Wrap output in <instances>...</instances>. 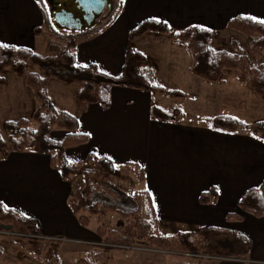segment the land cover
Returning a JSON list of instances; mask_svg holds the SVG:
<instances>
[{
    "label": "crops",
    "instance_id": "0c3cea01",
    "mask_svg": "<svg viewBox=\"0 0 264 264\" xmlns=\"http://www.w3.org/2000/svg\"><path fill=\"white\" fill-rule=\"evenodd\" d=\"M238 16L264 21V0H120L110 22L78 41L76 61L84 66L95 64L109 75L120 76L126 48L143 38L130 42L129 32L142 22L154 19L182 29L201 26L211 30L225 28ZM46 22L40 0H0L2 44L37 53ZM142 46L135 50L149 62ZM176 47L180 51L181 47ZM157 76L155 70L151 79ZM4 77L7 83L0 86V109L6 114H19L7 121L30 118L39 102L23 78ZM213 85L210 98L216 116H233L250 125L264 121V102L251 94L241 74L227 73ZM81 88L76 82L66 84L55 78L48 82L55 108L77 117L79 132L89 136L87 144L65 151L69 162H81L85 167L90 164L86 163L88 155L94 154L111 158L123 171L127 163L138 164L144 169L145 180L138 181L137 192L149 191L158 228L163 225L166 233H173L175 228L182 232L224 230L222 234L235 237L236 242L238 236L249 241L250 251L241 258L210 256L209 262L264 264V217L247 214L241 221L227 220L228 214L238 211L241 196L264 181L262 140L244 128L227 133L203 123L153 120L150 108L155 95L147 91L114 86L104 109L99 104L79 103ZM66 136L67 132L58 128L51 135L55 141H63ZM74 178L63 180L51 166L49 155L11 151L5 158L0 153V203L35 219L42 239L89 242L96 236L90 234L89 227L80 225L71 210L75 202L71 198L77 190ZM212 187L217 190L216 200L201 204V194Z\"/></svg>",
    "mask_w": 264,
    "mask_h": 264
},
{
    "label": "trees",
    "instance_id": "16d2710c",
    "mask_svg": "<svg viewBox=\"0 0 264 264\" xmlns=\"http://www.w3.org/2000/svg\"><path fill=\"white\" fill-rule=\"evenodd\" d=\"M228 26L236 29L252 41V52L255 57H261L264 53V23L248 16H238L229 21ZM91 28L85 31H95ZM169 24L159 20H146L129 32V40L133 42L150 32L164 33L168 31ZM84 32V31H83ZM54 40L48 44L49 55L42 56L33 50L8 45L0 46V86L7 83L1 75L6 69H10L16 75L22 77L30 88L39 106L33 111L30 118L7 121L5 128L8 134V142L0 135V153L6 158L12 152L34 151L50 156V163L57 169L63 180L82 174L83 181L75 192V202L71 206L73 214L78 218L82 227H89L91 217L94 215L118 214L123 220L130 221L126 225V234L116 232L106 233V226L98 228V235L107 244L117 246H133L139 243L154 246L162 250H170L188 254H204L218 257H246L250 251V242L243 237H237L238 249L232 253H221L212 243L213 237L219 236L224 230L202 228L197 234L201 237L203 246L190 232H180L177 237L161 235L158 228V219L153 206L152 198L148 190L134 191L129 194L126 188L113 186L108 182L110 176L119 177L121 166L110 159L89 154L86 163H97L103 172L94 169L82 170V163H71L65 158V151L69 148L79 147L89 142V136L79 132V121L74 115L58 111L48 93V82L55 78L66 84L81 83L82 88L77 94L79 103L99 104L106 109L109 105V92L112 87L120 86L139 89L151 94L166 96L177 100L186 99V94L152 83L155 69L147 64V57L140 51L128 46L124 54L122 74L112 76L101 71L95 64L79 65L76 61L75 48L80 39V34L73 32H53ZM87 33V32H86ZM173 44L187 51L192 56L194 64L191 73L207 82L216 83L225 74L232 70L241 71L244 80L255 95L264 102V70L253 68L250 65L248 55L236 44L235 52L215 51L212 48V31L201 26H192L180 30L173 39ZM2 44V43H0ZM6 45V44H2ZM38 66L41 72L27 71V63ZM150 117L153 120L179 123L185 119L186 113L181 107L172 110L152 105ZM201 123L208 125L212 130L237 133L240 128L250 131L264 142V121H258L253 125L242 122L236 117L218 115L215 117H203ZM55 128L67 132L63 141H55L51 135ZM125 168L134 173L138 181L145 180L144 169L135 163L125 164ZM92 176L104 178V184L116 195L99 193L90 179ZM217 190L212 187L200 196V203L207 205L215 201ZM264 217V181L259 187L246 191L238 201V211L227 215L228 221H241L245 215ZM23 235L20 239H41L40 230L35 219L25 216L20 212L5 208L0 203V229H7ZM203 254V253H202ZM95 264V263H92ZM188 264V263H184Z\"/></svg>",
    "mask_w": 264,
    "mask_h": 264
},
{
    "label": "rangeland",
    "instance_id": "374dc122",
    "mask_svg": "<svg viewBox=\"0 0 264 264\" xmlns=\"http://www.w3.org/2000/svg\"><path fill=\"white\" fill-rule=\"evenodd\" d=\"M112 1L113 5L107 6L102 16L96 20L95 27H93L94 29L102 28L105 23L110 22L114 14L118 12L120 0ZM40 3L44 9L45 15H47V24L43 25L46 29H43L42 34L39 36L36 52L42 56H47L49 55L48 42L55 39L52 32L56 27L51 18L52 5L50 0H40ZM168 24V31L164 33L150 32L145 37H141L142 39L139 38L140 40L137 41L135 45L132 43L129 44V46L133 49H137L140 44L143 45V49L147 51L149 56V62L147 59L148 66L154 68L158 72V76L151 79L153 84L166 87L167 90L170 89L169 91L177 90L186 94V99L184 100H177L154 94L155 101H152L151 105H157L167 111L176 107H181L186 113V119H184L185 124H199L201 123V118L215 117L217 115V109L210 98L212 86L214 85L191 73V67L194 64L192 56L182 48L178 49L180 51H176L177 47L172 44L175 35L182 28L171 25L170 23ZM211 31L213 50L233 53L235 52L234 43H236L248 55L251 67L264 70V53L261 57H255L253 55V39L249 36L229 26L225 28H211ZM92 32L94 31H82L78 33L80 37H85ZM27 71L41 72L38 66L30 62L27 63ZM229 73L240 75L241 71L236 69ZM2 74L4 76L13 75L15 77H20L10 69H6L1 75ZM79 84L82 86L81 83L76 82V85L79 86ZM249 90L251 94L256 96L250 87ZM15 115L19 114H6L0 109V135L6 142H8V134L5 123L8 119L14 118ZM84 169H94L103 172L97 163H90L82 167V170ZM74 177L73 182L78 188L83 181V176L80 173ZM90 179L93 181L94 186L99 188V193L103 192L104 194H109L111 197H115L116 194L111 189L109 190L106 184H104V178L92 176ZM108 182L113 186L122 189L126 188L129 194L139 189L136 175L128 170H122L119 177L110 176ZM74 199L75 193L71 198V202L74 201ZM129 222L130 221L123 220L120 215L114 213H109L105 216L94 215L91 217V224L88 230H90V234H96V236H92L89 242H72L60 238L29 240L31 238L20 239L16 236L0 235V264H215L209 262L211 255L204 254L206 250L203 248L201 249V254L193 255L162 250L154 246H144L139 243H135L133 246H117L107 244L98 235V228L102 225L106 226V233L113 231L126 234V225L129 224ZM175 229L173 233H166L165 227L161 225L159 227V232L161 235L177 237L181 229ZM198 232L190 233L199 242V246L202 247L203 243L201 242V237L195 235ZM212 243L221 253H232L236 252L238 249L235 237L227 234H220L219 236L213 237Z\"/></svg>",
    "mask_w": 264,
    "mask_h": 264
},
{
    "label": "water",
    "instance_id": "95a60500",
    "mask_svg": "<svg viewBox=\"0 0 264 264\" xmlns=\"http://www.w3.org/2000/svg\"><path fill=\"white\" fill-rule=\"evenodd\" d=\"M51 18L59 31L82 32L95 26L112 0H50ZM9 230L10 227H7Z\"/></svg>",
    "mask_w": 264,
    "mask_h": 264
},
{
    "label": "built area",
    "instance_id": "2783aa9c",
    "mask_svg": "<svg viewBox=\"0 0 264 264\" xmlns=\"http://www.w3.org/2000/svg\"><path fill=\"white\" fill-rule=\"evenodd\" d=\"M0 235H10V236H16V237H23V235L14 233L8 229H0Z\"/></svg>",
    "mask_w": 264,
    "mask_h": 264
},
{
    "label": "snow or ice",
    "instance_id": "6c2138e0",
    "mask_svg": "<svg viewBox=\"0 0 264 264\" xmlns=\"http://www.w3.org/2000/svg\"><path fill=\"white\" fill-rule=\"evenodd\" d=\"M38 2H39V0H38ZM261 23H264V21H260ZM0 46H2V47H8V45H2V44H0ZM109 159H111V158H109Z\"/></svg>",
    "mask_w": 264,
    "mask_h": 264
}]
</instances>
